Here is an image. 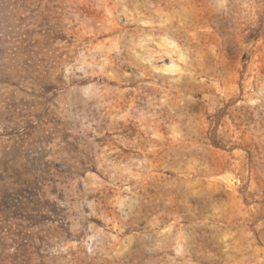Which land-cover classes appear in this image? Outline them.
Returning <instances> with one entry per match:
<instances>
[{
	"label": "rangeland",
	"instance_id": "1",
	"mask_svg": "<svg viewBox=\"0 0 264 264\" xmlns=\"http://www.w3.org/2000/svg\"><path fill=\"white\" fill-rule=\"evenodd\" d=\"M0 264H264V0H0Z\"/></svg>",
	"mask_w": 264,
	"mask_h": 264
},
{
	"label": "trees",
	"instance_id": "2",
	"mask_svg": "<svg viewBox=\"0 0 264 264\" xmlns=\"http://www.w3.org/2000/svg\"><path fill=\"white\" fill-rule=\"evenodd\" d=\"M211 143H212L213 145H215V146H218L217 141H214L213 139H212Z\"/></svg>",
	"mask_w": 264,
	"mask_h": 264
}]
</instances>
